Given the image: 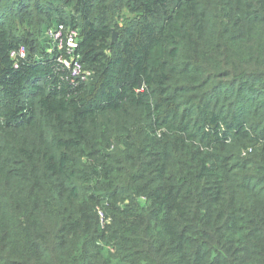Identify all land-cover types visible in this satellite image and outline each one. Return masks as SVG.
I'll use <instances>...</instances> for the list:
<instances>
[{
    "label": "trees",
    "instance_id": "16d2710c",
    "mask_svg": "<svg viewBox=\"0 0 264 264\" xmlns=\"http://www.w3.org/2000/svg\"><path fill=\"white\" fill-rule=\"evenodd\" d=\"M0 264H264V0H0Z\"/></svg>",
    "mask_w": 264,
    "mask_h": 264
},
{
    "label": "built area",
    "instance_id": "2783aa9c",
    "mask_svg": "<svg viewBox=\"0 0 264 264\" xmlns=\"http://www.w3.org/2000/svg\"><path fill=\"white\" fill-rule=\"evenodd\" d=\"M47 36L52 40L55 48L64 52L65 55H60L56 59L57 64H61L66 70L70 72L69 82L72 85H79L84 83L90 77V72L86 71L80 61V56L77 55V48L79 45V30L68 29L65 25L61 24L55 29H49ZM50 50V52H52ZM27 50L21 47L11 52L12 59L25 58ZM17 67V66H16Z\"/></svg>",
    "mask_w": 264,
    "mask_h": 264
},
{
    "label": "water",
    "instance_id": "95a60500",
    "mask_svg": "<svg viewBox=\"0 0 264 264\" xmlns=\"http://www.w3.org/2000/svg\"><path fill=\"white\" fill-rule=\"evenodd\" d=\"M117 37H118V33L114 32V35H113V38H112V42L113 43L116 41Z\"/></svg>",
    "mask_w": 264,
    "mask_h": 264
}]
</instances>
